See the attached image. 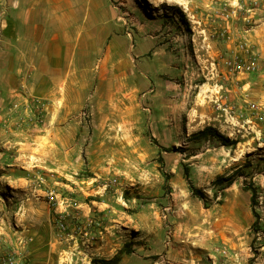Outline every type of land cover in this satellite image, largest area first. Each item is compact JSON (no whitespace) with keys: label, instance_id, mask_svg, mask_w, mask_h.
<instances>
[{"label":"rangeland","instance_id":"rangeland-1","mask_svg":"<svg viewBox=\"0 0 264 264\" xmlns=\"http://www.w3.org/2000/svg\"><path fill=\"white\" fill-rule=\"evenodd\" d=\"M26 1L0 0V264H264V0Z\"/></svg>","mask_w":264,"mask_h":264},{"label":"crops","instance_id":"crops-1","mask_svg":"<svg viewBox=\"0 0 264 264\" xmlns=\"http://www.w3.org/2000/svg\"><path fill=\"white\" fill-rule=\"evenodd\" d=\"M26 2L33 3L32 7L29 10L33 14H36L34 12L38 11L39 12V17L38 18H40V11L42 10V12H45L47 10V9L44 10V7H45L44 4L51 3L52 0H27ZM53 2H59V1L54 0ZM66 4L68 5V7H71V1L70 0H66ZM49 8H50V5L48 6V9ZM72 13H74V12L72 11ZM37 27L39 28L40 33H41V31H43L42 32L43 34L51 33L50 30H47V28L44 25H42V26L38 25ZM60 27H61V25H60ZM45 29H46V31H45ZM74 34H75L74 31L66 32V35H74ZM80 38L81 37L78 36L76 38V40L78 39V41H79ZM48 48H50V46ZM49 52H50V50H49ZM49 52L47 53L48 57H49ZM29 65H30V61L28 59H26L25 60V64L23 65V67L26 68ZM36 75H38V72L36 73ZM48 86H52V84L50 83V85H48ZM50 88H53V87H50ZM54 93H55V91H54V88H53V90L48 93V97H49L50 100H53V101H54V99H62L63 107L60 109V112H59L60 115H63V114H66L68 112H71V111H74V110L78 109L79 105L75 104V103H72L68 93H66V92L63 93L62 97L61 96H57V95L53 96ZM73 104H75V105H73ZM50 109H54V106H53L52 103L50 104ZM60 128H61V126L57 127V129H60ZM40 178H42L40 175H36V174L33 175V179L31 180L32 185H31V188L29 190H27V193H26L27 195H29V196L33 195L34 191H43L41 188H38V185L40 183ZM44 180L46 181L45 178H44ZM38 181H39V183H38ZM33 188H34V191H33ZM59 201H60V206H62L64 209L69 208L70 210H74L73 202L71 200H69L68 198L60 199ZM47 203H48V201H47ZM81 205L85 206L84 203H81L80 206ZM65 240L63 241L62 245L66 248L63 251L67 252V253H69L70 249H74L75 252L77 251L78 253H84V252H90L91 253V252H93L95 250H99V247L97 245L95 246L94 244H91L88 247L77 248L78 247L77 246L78 245L77 241H75V242L72 241L71 242L70 240H67V239H65ZM68 241H70V242H68ZM45 243H46V239L42 240L41 242L37 241V244H35L36 246L32 247L33 253L36 254V255H39L42 252L45 253V254H49V253H51V251H58V248H62L63 247L62 245H60L58 247V245L56 243H53V242H51L49 244H45ZM41 244L43 245L42 247H40Z\"/></svg>","mask_w":264,"mask_h":264},{"label":"built area","instance_id":"built-area-1","mask_svg":"<svg viewBox=\"0 0 264 264\" xmlns=\"http://www.w3.org/2000/svg\"><path fill=\"white\" fill-rule=\"evenodd\" d=\"M241 47L243 48L244 45H241ZM256 66V63L253 62L251 63V65L247 66V69H254ZM253 108L255 109V111H259V110H262V108H260V106H253ZM45 180L44 178H40V182L43 183ZM46 197L48 199V203L50 204L51 208L52 209H59L58 208V205L60 204V201H59V194L56 193L54 190H47L46 191ZM70 213V212H69ZM68 213V215H69ZM59 216L56 218V226L57 228L59 229V232H61L62 234H64L67 229H68V223L66 221V216L62 215V213H59ZM85 235H88L89 232L86 230L84 232ZM4 264H21L19 262V259H18V256L16 254H10L5 260H4Z\"/></svg>","mask_w":264,"mask_h":264},{"label":"trees","instance_id":"trees-1","mask_svg":"<svg viewBox=\"0 0 264 264\" xmlns=\"http://www.w3.org/2000/svg\"><path fill=\"white\" fill-rule=\"evenodd\" d=\"M215 136V137H218L222 140V142L225 144V145H234L236 142H232L230 140V138H228L227 136L221 134L214 126L212 125H209V126H206L204 129L200 130L199 132H197L195 134V137L197 139H202V138H205V137H209V136ZM185 174H186V177L188 178L189 180V185H190V188L192 190V192L196 195V196H200V197H204V194L198 190L194 185L193 183L190 181V170H189V167H185ZM252 203L254 205V207L257 205V199H258V194H257V191L254 189L253 190V194H252ZM255 211V214L256 216H258V213L256 210ZM116 261L118 260L119 261V256H116L114 258ZM95 261V260H94ZM105 261V260H104Z\"/></svg>","mask_w":264,"mask_h":264}]
</instances>
